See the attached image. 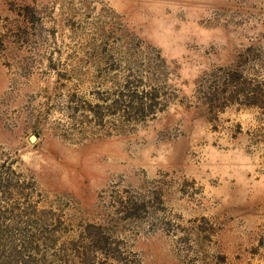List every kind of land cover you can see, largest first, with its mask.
Returning <instances> with one entry per match:
<instances>
[{"label":"rangeland","instance_id":"1","mask_svg":"<svg viewBox=\"0 0 264 264\" xmlns=\"http://www.w3.org/2000/svg\"><path fill=\"white\" fill-rule=\"evenodd\" d=\"M0 264H264V0H0Z\"/></svg>","mask_w":264,"mask_h":264}]
</instances>
